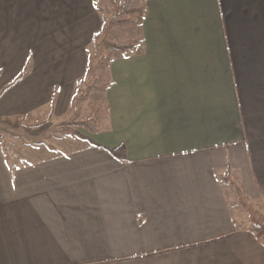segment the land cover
<instances>
[{"label":"crops","instance_id":"0c3cea01","mask_svg":"<svg viewBox=\"0 0 264 264\" xmlns=\"http://www.w3.org/2000/svg\"><path fill=\"white\" fill-rule=\"evenodd\" d=\"M78 1L0 0V90L31 63L0 118L93 114L73 112L86 61L53 39ZM147 6L142 41L111 59L98 132L17 162L0 149V264H264L218 179L230 166L264 201V0Z\"/></svg>","mask_w":264,"mask_h":264},{"label":"rangeland","instance_id":"374dc122","mask_svg":"<svg viewBox=\"0 0 264 264\" xmlns=\"http://www.w3.org/2000/svg\"><path fill=\"white\" fill-rule=\"evenodd\" d=\"M112 11L113 5L110 0H81L77 3L71 4L69 17L56 20V36H53V39L58 42V39L60 41L62 40L61 37H63V39L66 37V40L62 43V46L65 49H73V45H75L80 50L84 62L86 61V70L88 68V58H90L88 75L85 74L86 76L78 81L80 82L81 88L79 92L77 91L78 82L76 83L73 112L81 114L80 106L82 105H85L87 110L89 109L88 107H90L93 113L96 112V115L105 112L104 109L106 105L104 102H99L103 97L101 92L92 91L86 103L82 102L84 98H81V93L86 92L87 88L95 82L103 72L107 71L105 68L106 66L101 65V61L103 58L110 56L108 47L105 44H102L99 50L95 49L91 45V40L93 34L100 31L104 19L111 16ZM141 24L139 26H116L111 34V39H121L124 41L133 40L136 43L141 42L143 39L140 33ZM40 27L45 26L40 25ZM40 39L42 41L41 43H43V41L47 40V36H40L39 40ZM113 54L116 55V53ZM32 58H34V56H32ZM30 66L31 63H28V66L24 69L25 71L21 74L26 73ZM106 78L107 76L105 77V80ZM3 92V89L0 90V94ZM88 104L90 106H88ZM29 117H16L8 120L0 118V149L8 155L11 161L17 162L18 158L26 156V154H29L32 149L36 150L43 146L48 149H55L58 148L62 140L75 139L71 136H66L65 133L70 130L76 131L80 129L71 127L67 125L66 122L74 120L76 117L82 118L79 114H74L68 118H62L56 121L51 119L52 117L44 118L42 111L35 116V118H39L31 119ZM36 121H45V123L40 127H29V124ZM232 202L233 204L238 205L235 197H233ZM236 207L235 210L237 215L244 216L243 214H245L246 216V213L239 205ZM254 208L259 217L264 221V201L260 205L254 206ZM262 240L264 241V237H262Z\"/></svg>","mask_w":264,"mask_h":264},{"label":"trees","instance_id":"16d2710c","mask_svg":"<svg viewBox=\"0 0 264 264\" xmlns=\"http://www.w3.org/2000/svg\"><path fill=\"white\" fill-rule=\"evenodd\" d=\"M111 4L113 5V11L109 18H105L103 24L101 26L100 31L93 34L91 45L95 49H100L102 44H105L109 51L110 56L103 58L101 61V65L106 66L105 72H103L95 82H93L88 88L86 92L81 93V98L86 99L89 96V93L92 91L104 92L108 89L110 83L109 81L105 80V77L108 75L109 66L111 63V59L114 56L113 53L126 55L127 53L131 52L135 47V41L133 40H121V39H111V34L113 29L116 26L121 25H129V26H139L147 14V3L148 0H110ZM90 67V58H88V68L86 70V75L89 73ZM25 73L19 75L16 80L8 84L3 90H7L10 87L14 86L15 83L21 79V77ZM80 82L77 83V91L79 92ZM57 93L54 92L52 103L54 102ZM96 112H94L89 117L79 118L76 117L74 120H70L66 122L67 125L71 127H75L80 130L69 132H64L66 136H71L72 138L79 139V140H87L88 138L85 137L80 133L81 130L88 132L90 134L96 133L99 131L98 126V119L95 116ZM45 121H36L32 124H29V127H40L43 125ZM95 145L94 143H92ZM98 146V145H95ZM103 148L101 146H98ZM108 151L117 159L122 162H125L126 159V150L123 147H119L116 149H108ZM218 179L222 183L230 184L233 188V194L235 199L237 200V204L244 210L246 213V218L250 223V230L255 235L257 239H262L264 237V221L259 217L256 209L254 206L248 201L242 186L240 185L239 181L233 176L232 168L228 166L226 172L218 176Z\"/></svg>","mask_w":264,"mask_h":264}]
</instances>
